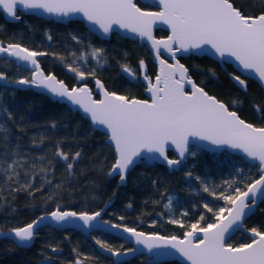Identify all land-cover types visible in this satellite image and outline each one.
Wrapping results in <instances>:
<instances>
[{
  "label": "trees",
  "instance_id": "obj_1",
  "mask_svg": "<svg viewBox=\"0 0 264 264\" xmlns=\"http://www.w3.org/2000/svg\"><path fill=\"white\" fill-rule=\"evenodd\" d=\"M139 5L145 9L157 8L155 5ZM234 5L248 16L264 12V0H234ZM19 16L21 19L17 22H7L0 12V41L17 42L31 50L46 53L39 59L46 72L54 73L69 87L86 83L93 88V79L99 78L111 91L128 97H143L142 83L130 82L122 74L124 66L139 73L141 60L150 74L155 72L151 54L141 41L117 34L101 39L87 30L82 21L64 24L34 15L19 13ZM156 34L165 36L167 31L158 29ZM73 36L79 40L80 44H76L78 50L85 49L89 53L92 49H103V67L90 60L95 67V75H88L81 82L68 70L62 57L68 51L66 43L76 42ZM180 59L195 81L210 94L255 126H264V118H261L264 113L258 115L254 108L256 104L264 107V93L256 81L238 75L229 64H226L227 71L223 70L218 62L206 56L190 55ZM0 72L9 81L31 78L29 70L6 58H0ZM229 72L246 81V92ZM233 101L237 103L234 105ZM8 113H11V120H7ZM0 124L7 129V132L0 131V231L24 226L37 216L55 209L95 212L106 207L104 218L115 223L148 233L182 236L198 221L199 227L217 222L213 214L204 209L205 203L216 212L220 208H230L231 204L204 192L203 184L218 195L223 189L232 192L239 187L243 191L247 184L260 176L259 166L247 163L239 155L191 146L188 159L178 171L169 172L162 164L142 163L128 174L125 185H119L117 176L107 174L116 157L113 147L106 142L105 133L94 129L86 118L66 104L53 101L32 88L18 89L5 85L3 81H0ZM57 145L69 154L70 160L77 151L81 153L71 176L65 162L55 156ZM41 156L45 159L40 160ZM169 156L173 157V153L169 152ZM14 159L22 164L18 169L21 171L19 183L27 182L23 173L32 171L31 166L35 164L37 171L41 166L49 169L48 179L52 184H44L41 173L33 181V188L44 184L43 192H35V195L25 191L11 192V188L18 187L19 183H7L3 169ZM188 172L192 173L191 177ZM226 181L235 183L229 188ZM169 197L172 198L171 206L165 208ZM128 204L132 207L129 208ZM185 212L188 215H183ZM201 215L205 217L203 221L199 220ZM169 219L181 221L184 227L168 223ZM245 226L264 231V202L247 219ZM94 234L103 236L104 243L111 249L131 247L130 243L114 235ZM250 241L248 234L238 232L228 244L240 246ZM53 247L56 252L52 251ZM77 257L91 264H114L112 257L99 253L91 240L73 229L43 227L28 248L0 238V264H72ZM146 259V256H138L120 264H151Z\"/></svg>",
  "mask_w": 264,
  "mask_h": 264
},
{
  "label": "snow or ice",
  "instance_id": "obj_2",
  "mask_svg": "<svg viewBox=\"0 0 264 264\" xmlns=\"http://www.w3.org/2000/svg\"><path fill=\"white\" fill-rule=\"evenodd\" d=\"M158 3L162 5V11L144 12L133 0H0V9L15 20L21 19L17 15L19 9L43 10L45 13L60 17L80 14L90 24L98 26L104 34H108L113 25H116L141 38L146 37L152 42L160 64L155 83H152L147 75L144 76L148 81L147 91L151 94V102L129 99L115 92L110 93L98 79L96 85L103 98L94 100L86 86L69 89L62 81H57L54 75L45 76L35 57L46 53H38L19 44L10 43L6 47L0 46V54H7L34 66L31 81L21 79L16 81V84L43 88L55 97L66 98L88 114L93 125L102 126L107 130L108 138L115 145L116 152V159L107 174L119 175L121 182L126 180L130 166L138 158H142L143 153L158 154L170 168L180 165L185 154L189 152V138L216 146L239 149L249 159L258 161L260 176L247 184L246 190L242 191L236 187L232 192H228L223 189L217 195L214 189L203 184L204 192L232 205L228 209L220 208L218 212L208 203L203 205L208 213L213 214L217 223L199 227L198 221L191 225L190 231L184 233V239L175 236H146L143 232H137L135 228L130 227H123L122 231L135 237L136 243L144 245L149 251L154 248H173L190 264H264V231L252 228L251 235L255 239L239 247L225 243L226 234L233 226H243L244 218L256 206V197L264 196V127H255L247 123L235 110H230L224 103L209 95L192 80L183 64L178 61L170 64L159 58L161 48L175 59L176 51L185 53L190 50L204 51L207 46L221 58L225 56L233 58L242 69L255 73L258 80L264 84V12L257 16L245 15L234 6V0H158ZM157 21L171 28L172 34L167 40L153 38L152 25ZM72 38L79 43L77 37ZM173 45L176 46L175 51ZM90 55L99 67H103L101 63L103 49H93ZM140 67L142 71L145 69L143 60L140 61ZM68 70L75 72L81 80L86 78V73L77 67L69 65ZM123 71L129 77L135 78V74L127 66L123 67ZM88 75L94 76L95 71L89 72ZM232 78L242 90L247 91L244 79L240 76ZM0 81L5 85L11 83L2 72ZM186 85L190 86V92L185 90ZM236 103L233 101L234 105ZM254 108L258 115L264 113V107L261 105L256 104ZM11 119V113H8L7 120ZM52 127L55 128L56 125L53 123ZM0 131L7 132L3 124H0ZM169 145L174 146L179 159L168 158L166 149ZM55 156L65 162L68 175L71 176L81 153L77 151L70 160L69 154L57 145ZM39 159L44 160L45 157L41 156ZM20 167L22 164L15 159L7 164L3 169L7 183H19ZM31 169L32 171L23 173L27 182L12 187L11 192L25 191L29 195H35V192H43L44 184H52V180L48 179V168L41 166L37 171L36 165L33 164ZM41 173L44 184L33 188V181ZM187 175L191 177L192 173L188 172ZM225 183L231 188L235 181ZM171 203L172 198L169 197L165 208H169ZM128 207L131 208L132 205L128 204ZM226 211L228 217L224 216ZM100 215V212L89 215L57 209L49 215H41L27 225L10 228L8 232H0V236L10 235L18 246H27L34 240L38 234L37 229L45 220L51 219L58 225L70 220H79L85 227H92V222ZM183 215L186 216L188 213L185 212ZM204 219V215L199 218L200 221ZM168 223L184 227L178 220L169 219ZM112 227L120 226L113 224ZM96 243L113 256L129 254L114 251L99 240ZM52 251L56 252L57 249L53 247ZM135 251L134 248L129 250L133 253ZM75 264H81V261L77 260Z\"/></svg>",
  "mask_w": 264,
  "mask_h": 264
},
{
  "label": "water",
  "instance_id": "obj_3",
  "mask_svg": "<svg viewBox=\"0 0 264 264\" xmlns=\"http://www.w3.org/2000/svg\"><path fill=\"white\" fill-rule=\"evenodd\" d=\"M137 0H133V2L137 5V7H139L142 11L144 12H159V11H162V5H160L158 3V0H139L140 2L142 3H147V4H154L158 9L157 10H148V9H143L141 8L138 3H136ZM0 12L2 13V16L3 18L7 21V22H17L18 20H15L13 18H10L6 13L3 12L2 9H0ZM19 13H22V14H25V15H34L36 17H39V18H42V19H45V20H54L56 22H61V23H68L70 21H82L84 26L86 27L87 30H89L92 34H94L95 36L101 38V39H109L111 37L112 34H118L120 35L121 37L123 38H127V39H130V40H138V41H141L142 43H144V45L147 46L149 52L151 53L152 57H153V63L156 65V75L154 76L153 80H152V83H155V78L156 76L159 74V71H160V64H159V60L156 58V51L155 49H153L152 47V42L149 41L146 37L145 38H141L139 37L138 35H136L135 33H131V32H128L127 30L125 29H120L118 26L116 25H113V28L112 30L108 33V34H104L102 30H100L98 28V26L96 25H92L90 24L86 19H84L80 14H72V15H69L67 17H60V16H55V15H51V14H48V13H45L43 10H28V11H25L23 9H19L18 12H17V15H19ZM158 29H163V30H166L167 31V35L165 36H158L156 34V31ZM172 34L171 32V28L167 25V24H164L162 22H159L157 21L155 24L152 25V36L155 40H167V38ZM10 43H15V44H19L21 45L22 47L24 48H27L25 47L24 45L20 44V43H17V42H10V41H0V46H7L8 44ZM206 47V50L204 51H201V50H190L189 52L185 53L183 51H176L175 52V59L172 58V56L167 53L166 51H164L163 48L160 49V59H163L165 60L167 63H170V64H175L177 61L180 63V64H183L187 69L188 67L181 61V57H188L190 55H195V56H198V57H202V56H206V57H209L210 59L216 61L219 63L220 67L223 69V70H227V67H226V64H229L240 76L242 77H246V78H249V79H252L254 81H256L259 86L261 87V89L263 90V93H264V84H262L258 78L256 77L255 73L253 72H250V71H245L244 69H242L239 64L231 57H223L221 58L219 55L215 54L214 50H211L210 48H207ZM29 49V48H27ZM176 49V46L173 45V50L175 51ZM31 50V49H29ZM34 51V50H32ZM35 52H38V51H35ZM38 53H41V52H38ZM43 55H37L35 57L37 63L39 64V67H40V70L44 73L45 76L51 74V75H54L57 79V81H62L69 89L73 88V87H84L86 86L89 91L91 92L92 94V98L94 100H99V99H102L103 96H102V93L100 91V89H98L97 85H96V80H100V82L103 84L104 86V89L108 92H115V91H111L109 90L103 83V81L99 78H94L93 79V84H94V87L92 88L90 85L86 84V83H82L80 85H75L73 87H69L64 80H61L59 79L54 73L52 72H46L41 63H40V58L42 57ZM0 58H6V59H9V60H12L14 61L17 65H20L22 68L24 69H27L31 72V78L30 79H26V78H21V79H24V80H29L31 81L32 79V76H33V73H34V66L29 64L28 62H25V61H18L16 60V58L14 57H9L7 56V54H0ZM129 68V67H128ZM131 69V68H130ZM132 70V69H131ZM132 72L134 73V71L132 70ZM122 73L123 75L129 79V80H133L134 78H131L128 76L127 73H125L123 71V68H122ZM135 74V73H134ZM188 74L189 76L192 78V80L200 87H202L201 85H199L195 79L191 76L190 72H189V69H188ZM230 77L232 78L233 76H236L232 73H229ZM144 76H145V71L141 70V80L142 82L145 84L146 88L144 89V94L146 96V98H139V97H128L129 99H137V100H147L149 102H151V94L147 91V85H148V81H146L144 79ZM21 79H18V80H21ZM233 79V78H232ZM16 80V81H18ZM16 81H11V83L7 84L9 86H13L15 88H18V89H27V88H32L34 89L35 91H38L40 93H44L46 95H48L53 101H58L60 103H64L66 104L72 111L74 112H79L84 118H86L91 126L98 130V131H101L103 133L106 134V142L111 145L114 149V153H115V157H116V152H115V145L109 140V133L107 132V130L105 128H103L102 126H98V125H93L92 122H91V118L88 114L84 113L83 110L78 106V105H73L71 103V101H68L66 98H60V97H55L53 96L51 93H49L46 89H43V88H36L35 86H32V85H18L16 84L15 82ZM203 88V87H202ZM209 95L215 97L218 101L224 103L223 101L219 100L215 95L213 94H210L205 88H203ZM185 90L186 91H189L190 92V86L186 85L185 86ZM117 93V92H115ZM118 95H122V94H119L117 93ZM124 96V95H123ZM226 106L227 104L224 103ZM230 109V108H229ZM232 110V109H230ZM237 112V111H236ZM238 114V112H237ZM239 115V114H238ZM240 116V115H239ZM241 117V116H240ZM242 118V117H241ZM243 120H245L244 118H242ZM247 123H251L247 120H245ZM252 124V123H251ZM254 125V124H253ZM255 126V125H254ZM255 127H264V126H255ZM191 146H196V147H199L201 149H205V150H208V151H211V152H219V151H228L232 154H236V155H239L241 156L244 161H246L247 163L249 164H257L259 166V162L258 161H253L251 159H249L241 150L239 149H233V148H230L228 146H216V145H212V144H209L208 142L206 141H201V140H198L196 138H189V152H187L185 154V157L184 159L182 160L181 164L178 165V166H175V167H172L170 168L167 164V162L162 158L160 157L158 154H149V153H143L142 154V158H138L136 160V162L130 166V169L129 171L126 173V180L124 182H121L120 179H119V175L117 174H114L110 177H114V176H117L118 177V180H119V185H125L126 182H127V177H128V174L139 164H147V165H153V164H162L164 165L169 172H173V171H178L181 167V165L184 163V161L186 159H188L189 157V154H190V147ZM169 152H172L173 153V157L169 156ZM166 154L168 156L169 159H179V154L178 152L175 150L174 146H171L169 145L166 149ZM259 171H260V168H259ZM259 178V177H258ZM257 178V179H258ZM246 190V189H245ZM264 202V196H257L256 197V206L252 209V211H250L248 213V215L244 218V221H243V226L242 227H236V226H233L232 229L229 230V232L226 234V239H225V243L227 245L228 244V241L235 235L237 234L238 232H244L246 234H248L250 237H251V241L249 243L252 242L253 239H255L252 235H251V229H247L246 226H245V223L247 221V219L249 217H251L255 211L257 210V208L260 206V204ZM232 207V205H230V208ZM57 210V209H55ZM53 210V211H55ZM60 210V209H59ZM106 210V207H103L101 208L100 210L98 211H95V212H100L101 215L99 217H97V219L95 221L92 222V227H85L83 225V222L82 221H79V220H70L69 222H66L64 224H56L54 221H52L51 219H48V220H45L43 222V224L37 229V233L38 231L43 228V227H46V226H49V227H55V228H59V229H73V230H76V231H79L81 232L86 238H88L89 240L92 241V243L94 244L96 250L101 253L102 255H105V256H108V257H112L113 261H114V264H120V263H124V262H129L131 261L132 259H134L135 257H138V256H146L147 259H146V262L147 263H151V264H162V263H165V262H172V261H176L180 264H190V262L188 260H186L179 252H177L175 249L173 248H154L152 249L151 251H149L144 245L142 244H137L136 243V238L133 237V236H130L128 233H125L122 231V228L123 227H128L126 225H122V224H118V223H115L113 221H110L106 218H104V212ZM61 211H74V210H61ZM52 211L50 212H47V213H43L41 215H49ZM77 212V211H75ZM95 212H77L78 214L79 213H87L89 215H92L94 214ZM41 215L37 216L34 220L38 219ZM225 217H228V213L226 212L224 214ZM33 221V220H32ZM31 221V222H32ZM29 222V223H31ZM107 222V223H106ZM218 222V221H217ZM215 222V223H217ZM28 224V223H27ZM26 224V225H27ZM115 224V225H118L120 226L119 228H113L112 225ZM130 228H133V227H130ZM137 232H143L146 236H152V235H160V236H164V237H172V236H169V235H162V234H159V233H148V232H145L143 230H140V229H137L135 228ZM190 231V230H189ZM0 232H8V230L6 231H0ZM93 232H100V233H104V234H111V235H114L116 237H118L119 239L127 242V243H130L131 244V247L130 248H127V249H123V250H120V249H113L114 251H119L121 253H125V252H128L129 254L128 255H121L119 257H116V256H113L111 255L110 252L106 251L105 249L101 248L99 244L96 243V239L92 237V233ZM200 236H202V234H200ZM200 236H198L197 238L199 239ZM36 237V236H35ZM177 237L178 239H184V234L182 236H175ZM0 238H7V239H10L14 242V238L12 236H0ZM35 239V238H34ZM34 240L31 242V244L27 245V246H18L15 242V244L18 246V247H22V248H28L30 247L32 244H33ZM232 246V245H231ZM233 247H239V246H233ZM136 249V251L133 253V252H129L130 249ZM79 260L81 261V264H91L89 261L87 260H84L80 257H77L72 264H75V262Z\"/></svg>",
  "mask_w": 264,
  "mask_h": 264
},
{
  "label": "rangeland",
  "instance_id": "obj_4",
  "mask_svg": "<svg viewBox=\"0 0 264 264\" xmlns=\"http://www.w3.org/2000/svg\"><path fill=\"white\" fill-rule=\"evenodd\" d=\"M76 44H77V41L76 42L72 41V42L66 43V47L68 48V51H67V53L62 54V57L64 59V63H65L67 68L69 65H72L73 67H77L81 71H84L86 73V77H87L88 73L92 72L95 69V67L90 62V60L94 64H97L96 60H94L90 55V53L92 52L93 49L89 53H87V51L85 49H82V50L76 49ZM78 44H80V43H78ZM81 45H82V47H84V44H81ZM73 54H75V55H73ZM81 56H83L84 58L80 59ZM73 62H75V63H73ZM73 73L76 74L75 72H73ZM77 80L79 82H81L84 79L81 80L77 77ZM94 233L95 232L92 233V237L95 238L96 240H99V241L104 243L103 236H101L100 234H94Z\"/></svg>",
  "mask_w": 264,
  "mask_h": 264
},
{
  "label": "flooded vegetation",
  "instance_id": "obj_5",
  "mask_svg": "<svg viewBox=\"0 0 264 264\" xmlns=\"http://www.w3.org/2000/svg\"><path fill=\"white\" fill-rule=\"evenodd\" d=\"M136 3H138V5H139V3H142V2H140L139 0H137L136 1ZM142 4H145V5H153L154 6V4H147V3H142ZM140 6V5H139ZM235 6V5H234ZM236 7V6H235ZM142 8V7H141ZM143 9H145V8H143ZM158 8H153V9H151V8H149L148 10H157ZM259 15V14H258ZM255 16H257V15H255ZM115 34V33H114ZM118 35V34H117ZM120 36V35H119ZM121 37V36H120ZM123 38V37H122ZM151 54V53H150ZM151 57H152V55H151ZM151 60H152V63H153V57L151 58ZM145 64V63H144ZM154 64V63H153ZM155 65V64H154ZM133 70V69H132ZM134 71V73H135V78L133 79V80H129V79H127L124 75V78L125 79H127L128 81H130V82H141L142 83V85H143V97H139V98H146V96H145V94H144V89L146 88V86H145V84L142 82V80H141V67H140V72L138 73L137 71H135V70H133ZM144 71H145V75H147L148 77H149V80H153V78H154V76L156 75V65H155V72L153 73V74H150L149 73V70H148V67H147V65H145V69H144ZM227 71V70H226ZM230 73V72H229ZM232 74H236V73H233V72H231ZM123 74V73H122ZM238 74V73H237ZM236 74V75H237ZM239 75V74H238ZM237 75V76H238ZM118 93V92H117ZM120 94V93H119ZM125 96V95H124ZM135 97V96H134Z\"/></svg>",
  "mask_w": 264,
  "mask_h": 264
}]
</instances>
